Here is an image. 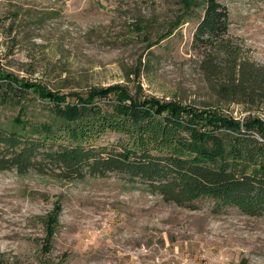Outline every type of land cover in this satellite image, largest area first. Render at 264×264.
I'll return each instance as SVG.
<instances>
[{"label":"rangeland","instance_id":"1","mask_svg":"<svg viewBox=\"0 0 264 264\" xmlns=\"http://www.w3.org/2000/svg\"><path fill=\"white\" fill-rule=\"evenodd\" d=\"M182 1L0 0V73L32 87L24 105L0 103V122L20 111L46 118L55 105L47 90L102 105L122 92L175 99L264 124L251 82L227 99L220 92L236 58L264 65V0H220L236 55L207 59L193 46L204 5ZM0 264H264V216L208 199L180 206L120 175L0 171Z\"/></svg>","mask_w":264,"mask_h":264},{"label":"trees","instance_id":"2","mask_svg":"<svg viewBox=\"0 0 264 264\" xmlns=\"http://www.w3.org/2000/svg\"><path fill=\"white\" fill-rule=\"evenodd\" d=\"M196 3L204 5V14L193 46L203 50L204 59L213 51L236 55L227 36V6L220 0L182 1L188 9ZM229 73L222 97L251 82L264 103L263 64L239 57ZM31 89V83L0 73V103L23 104L22 95ZM41 94L55 103L46 118L20 111L0 122V171L64 181L120 175L180 206L208 199L215 210L233 207L264 216V124L259 117L242 123L212 108L175 99L142 102L124 92L110 105L92 96L68 101L47 90Z\"/></svg>","mask_w":264,"mask_h":264}]
</instances>
